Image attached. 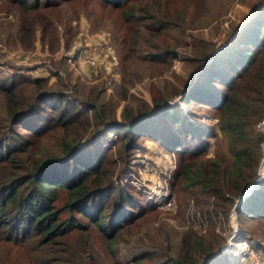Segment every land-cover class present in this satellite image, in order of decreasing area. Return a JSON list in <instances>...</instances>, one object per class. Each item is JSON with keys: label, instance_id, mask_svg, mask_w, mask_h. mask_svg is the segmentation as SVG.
<instances>
[{"label": "rangeland", "instance_id": "1", "mask_svg": "<svg viewBox=\"0 0 264 264\" xmlns=\"http://www.w3.org/2000/svg\"><path fill=\"white\" fill-rule=\"evenodd\" d=\"M132 1L136 18L126 21L120 8L99 0H47L44 5L39 0L34 8L0 0V78L12 74L43 76L46 85L76 98L97 93L102 118L111 113L116 120L123 105L135 109L140 101L149 103L150 95L177 102L185 117L213 128V134L203 139L195 155L226 166L227 183L217 195L202 193L198 185L171 187L177 153L148 137H139L133 148L125 150L116 147V140L114 145L103 144L109 158L104 175L112 184L124 185L139 207L132 224L116 233L111 242L92 223H87L86 231H73L49 247L32 239L0 238V264H135L141 250L173 249L183 232L203 234L211 226V233L217 237L213 244L226 258L222 262L219 256L215 264H241L235 245L239 237H250L255 242L252 247L264 254V218L256 214H242L236 221L238 237L227 239L231 232L228 213L232 210L235 215L234 206L243 186L249 181V186H258L264 180V84L257 95L260 113L253 115L245 127L249 157L242 159L238 173L229 171L233 142L228 143L217 130V115L206 106L180 103V95L175 93L190 83L206 52L219 47L264 10V0ZM102 39L108 53L97 57L93 69L81 64L79 50ZM161 49L173 53L157 61L146 57L148 52ZM31 85H22L19 92L29 95ZM3 104L0 95V117L5 114ZM93 127L89 119L87 127L71 129L68 137L83 138ZM60 133L61 129H47L38 138L29 137L24 164L52 154L60 143ZM107 138L115 139L110 133ZM236 184L241 185L239 193ZM164 195L171 200L170 207L162 205ZM65 198L66 192L60 190L55 205ZM158 259L154 253L150 259L142 258L141 264H153Z\"/></svg>", "mask_w": 264, "mask_h": 264}, {"label": "trees", "instance_id": "2", "mask_svg": "<svg viewBox=\"0 0 264 264\" xmlns=\"http://www.w3.org/2000/svg\"><path fill=\"white\" fill-rule=\"evenodd\" d=\"M11 1L20 8H34L39 0ZM99 1L120 8L126 21L136 18V4L132 0ZM46 2L42 0L43 5ZM169 53L173 52L154 50L146 57L163 60ZM197 68L184 90L175 93L180 95V103L206 106L217 115V130L226 136L228 143L233 142L229 171L238 173L242 159L249 157L245 127L253 115L260 113L257 95L264 84V10L219 47L206 52ZM46 82L43 76L12 74L0 78L5 110L0 117L1 239H32L49 247L73 231H86L92 223L111 242L116 233L130 226L139 207L124 185L112 184L103 173L109 161L103 144L114 145L115 140L119 141L116 147L125 150L133 148L139 137H148L177 153L171 187L181 183L198 185L202 193L217 195L227 183L226 166L216 159L204 161L195 155V149L213 134V128L185 117L177 102L169 103L164 96L150 95L149 103L140 101L135 109L123 105L119 120L111 113L102 118L101 105L96 104L97 93L88 92L76 98ZM27 83L32 84V92L24 96L19 90ZM89 119L94 127L85 137H68L71 129L87 127ZM47 129H61L60 143L52 154L24 164L23 155L30 148L29 137L38 138ZM108 133L114 134L113 141L107 138ZM237 185L239 193L241 185ZM60 190L66 192V198L55 205ZM234 212L237 222L248 212L264 218V180L234 206ZM207 231L197 234L187 230L173 249L141 250L134 262L141 264L142 258L150 259L154 253L159 259L153 264H215L219 256L224 262L225 256L213 244L217 237L211 233L212 226ZM247 239L255 246L250 237Z\"/></svg>", "mask_w": 264, "mask_h": 264}, {"label": "built area", "instance_id": "3", "mask_svg": "<svg viewBox=\"0 0 264 264\" xmlns=\"http://www.w3.org/2000/svg\"><path fill=\"white\" fill-rule=\"evenodd\" d=\"M106 51L108 53V46L106 44V41L102 39L95 45H87L81 48L78 52L77 57L81 64L93 69L97 66V57ZM171 203V200L169 198L166 199L164 195L162 205L170 207ZM232 212L233 211L230 210L228 213V220L230 222L229 224L231 226V232L228 235L229 237L227 239H231V237H238L237 234L239 233L237 232L236 228L233 227ZM235 245L237 249V254H239V258L241 259V264H264V254L250 246L248 239L239 237L235 242Z\"/></svg>", "mask_w": 264, "mask_h": 264}, {"label": "water", "instance_id": "4", "mask_svg": "<svg viewBox=\"0 0 264 264\" xmlns=\"http://www.w3.org/2000/svg\"><path fill=\"white\" fill-rule=\"evenodd\" d=\"M253 177H254V176H253ZM253 177H252L251 180L254 179ZM249 183H250V181L245 183V185L243 186V188H242L240 194L238 195V197H237V199H236V202L241 201V200L244 198V196L250 191L251 187H253V186H249ZM248 186H249V187H248Z\"/></svg>", "mask_w": 264, "mask_h": 264}, {"label": "clouds", "instance_id": "5", "mask_svg": "<svg viewBox=\"0 0 264 264\" xmlns=\"http://www.w3.org/2000/svg\"><path fill=\"white\" fill-rule=\"evenodd\" d=\"M232 224H233L234 228H236L238 226L236 223V216L235 215L232 216Z\"/></svg>", "mask_w": 264, "mask_h": 264}, {"label": "bare ground", "instance_id": "6", "mask_svg": "<svg viewBox=\"0 0 264 264\" xmlns=\"http://www.w3.org/2000/svg\"><path fill=\"white\" fill-rule=\"evenodd\" d=\"M263 164H264V161H263ZM255 179H256V178H255ZM255 179H254V180H255ZM251 183H254V181H252ZM255 185H256V184H255ZM255 185H254V186H255ZM248 187H249V186H248Z\"/></svg>", "mask_w": 264, "mask_h": 264}]
</instances>
